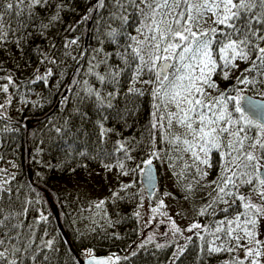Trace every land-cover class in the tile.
<instances>
[{
  "label": "snow or ice",
  "instance_id": "obj_1",
  "mask_svg": "<svg viewBox=\"0 0 264 264\" xmlns=\"http://www.w3.org/2000/svg\"><path fill=\"white\" fill-rule=\"evenodd\" d=\"M51 5L52 0H0V46L14 43L22 50L32 35L27 29L37 15L34 9ZM64 7L57 3L48 22L41 19L34 30L46 36V31L61 19ZM105 8L109 10L108 22L101 21L104 30L97 33L99 47L92 50L88 69L99 87L85 80L81 100H93L97 110L94 123L103 144L112 133L122 135L105 126L109 119L106 113L116 107L117 98L124 96V109L117 110V116L126 123L127 116L138 111L137 99L150 96V117L140 138L117 139L111 152L104 151L102 166L107 171L118 169L121 176L143 174L141 191L155 200L150 207L152 216L142 227H148L157 215L171 221L169 231L163 233L165 242H156L157 234L150 233L136 244L130 256L153 243L157 249L175 245L170 259L171 264H177L194 245L198 249L197 264L201 260L207 264V258L221 254H227V259L220 264H264V0H97L88 12ZM25 15L26 20L22 19ZM82 19L87 21L89 15ZM130 25L135 34L128 31ZM77 44L78 38L66 41L64 47L67 50ZM105 44L112 51H107ZM45 62L57 63L47 54L40 61ZM241 63L248 67L240 70ZM101 68L103 71L98 70ZM234 71L239 72L235 82L221 90L213 77L229 80ZM52 75L51 68L43 73L38 68L28 83L42 81L47 86ZM125 76L127 89L122 92ZM0 81H7L0 83V93L4 94L0 103V120L5 121L0 127L2 135L19 131L6 117L14 96H19L25 106L31 102L36 107L37 102L26 98L11 74L0 76ZM10 88L15 91L10 92ZM62 99L67 101L68 97ZM74 111L87 119V113L79 108ZM55 131L62 134L64 129L56 127ZM140 145L144 156L135 167H129L127 162L136 160L132 153ZM40 151L37 149L35 155ZM79 155L88 153L81 151ZM155 161L167 165L185 199H191L198 188L211 189L207 202L196 209L197 217H212L208 223L194 220L182 230L172 221L164 211V198L175 197L171 192H158L153 176ZM9 163L16 167L14 162ZM44 166L54 167L51 163ZM214 167L216 177L208 180ZM14 179L15 173L0 168V264H51L49 250H53L54 240L45 239L47 229L37 239L39 225L47 224L49 218L41 213L25 225L33 201L25 200L19 209L14 207ZM132 187L131 183L121 184L112 192V201L125 199ZM131 195L135 198V194ZM104 204L100 200L94 207L103 210ZM143 206L141 200L137 208ZM134 215L143 219L139 210ZM108 224L111 227L114 222L109 220ZM182 232L193 235L184 236L185 242L179 244L177 234ZM84 255V264H119L121 259H130L128 255L121 258L115 254L98 259L92 249L85 250Z\"/></svg>",
  "mask_w": 264,
  "mask_h": 264
},
{
  "label": "trees",
  "instance_id": "obj_2",
  "mask_svg": "<svg viewBox=\"0 0 264 264\" xmlns=\"http://www.w3.org/2000/svg\"><path fill=\"white\" fill-rule=\"evenodd\" d=\"M95 2L97 0H52L51 7L34 9L37 15L34 17L33 26L27 29L32 35L23 44L22 50L14 43L0 46V68L3 69L0 71V76L11 74L15 82L21 86L20 91L26 95V98L37 102L36 107H33L31 102L25 106L20 103L19 96L13 97L11 106L7 108L6 117L12 127L19 131L0 135V157H2L0 168L6 167L8 172L15 173V179L11 181L14 207L19 209L25 200L33 201L25 225L38 218L41 213L48 216L49 222L41 223L38 227L37 239L47 229L49 235L45 239L54 240V248L49 250L51 264H77L78 259L85 258L84 252L87 249H92L96 256L115 254L123 258L126 255L130 256L131 251L140 242L139 218L134 215L135 211H142L143 207L137 208L141 200L146 203L145 194L141 191L140 173L118 175V169L107 171L102 166V160L104 151L111 152L117 139L132 136L137 140L140 138L143 126L150 117L151 98L148 95L138 98L136 101L138 111L134 115L129 114L125 123L117 116V110L123 111L125 106L124 96L120 95L114 102L116 107L106 113L109 119L105 126L114 128L122 135L118 137L112 133L107 142L100 143L99 130L94 123L97 119L96 106L93 100H81L84 96L82 88L85 80L99 87L95 77L88 75L89 59L93 55L92 50L99 47L97 33L104 30L101 21L108 22L109 10L105 8L89 14L88 10ZM57 3L65 5L60 14L61 19L46 31V36H41L34 30V26L38 25L41 19L47 23ZM85 15H89L87 21L82 19ZM22 19L26 20L27 15ZM11 20L12 26L15 27L16 17L13 15ZM88 23L89 27H87ZM128 31L135 34L131 25ZM76 38L78 44L71 45L66 50L64 47L66 41ZM104 47L107 51H112L110 45L105 44ZM82 52L83 57H81ZM44 54L55 58L57 63L41 64ZM80 58H82L81 62L75 68ZM241 67L243 70L248 65L241 63ZM38 68L41 73L46 68L52 69L53 75L48 78L47 86L42 81L35 84L28 83ZM98 70L103 71V68ZM73 80L79 83L74 84ZM224 81V89L233 84L232 78ZM126 89L125 76L122 79L121 91L124 92ZM9 91L15 90L10 88ZM248 94L259 98L254 93ZM63 96L68 97L67 101L62 99ZM3 100L4 94L0 93V103ZM76 108L87 113V119L75 114ZM4 123V120H0V127ZM56 127H63V133L57 134ZM37 149L41 150L38 156L35 155ZM81 151L87 152L88 155L81 157L79 155ZM132 155L136 160L128 161L129 167H135L144 156L143 145H140ZM10 161L14 162L16 167H13ZM49 163L54 167L44 166ZM56 165L60 167H55ZM216 174L217 169L214 167L208 178H213ZM127 183L133 185L127 190L129 195L120 193L125 199L113 202L112 192L121 184ZM131 194H135V198ZM103 198L106 202V215L93 220L94 204ZM37 199L39 203H35ZM186 200L192 201L189 202L193 204L191 206L196 212V209L207 202L208 196L193 194L191 199ZM7 201L5 195V205ZM211 219V216H196V221L201 224L208 223ZM109 220L114 222L111 227L108 224ZM155 239L156 242L163 243L166 238L159 236ZM173 250L174 245L157 249L154 243L149 244L145 249L139 250L136 256H130L129 260L121 259L119 264H171ZM197 252L198 249L190 245L177 264H197ZM40 259L42 260L43 257L41 256ZM224 259H227V254L216 255L207 258V264H220ZM26 264L31 262L28 261ZM200 264H204V261L201 260Z\"/></svg>",
  "mask_w": 264,
  "mask_h": 264
},
{
  "label": "rangeland",
  "instance_id": "obj_3",
  "mask_svg": "<svg viewBox=\"0 0 264 264\" xmlns=\"http://www.w3.org/2000/svg\"><path fill=\"white\" fill-rule=\"evenodd\" d=\"M240 70H242L241 64H240ZM239 75V72H233L231 78L232 82H235V77ZM214 80L219 84V87L221 90L224 89L223 84L224 80L221 79L219 75L213 77ZM155 169L157 172V175L159 176L158 183H157V189L159 193L163 192H171L173 193L172 197L164 198L165 199V209L164 211H167L169 216L172 218V221H174L180 229H186L194 220H196V212L193 211V205L191 200H186L184 193L179 189L177 186V182L175 177H173L171 171L168 170V167L166 164H161L159 161H155ZM6 169V167H4ZM179 171V169H177ZM216 177V176H215ZM213 178H207L208 180L214 179ZM211 191L210 188H203V189H197L194 194L200 195L201 197H206L207 193ZM145 194V193H144ZM163 198V197H162ZM99 199L97 202H99ZM154 200L155 197L150 198L149 201H146L144 204L141 214L143 216V219H139V241L141 242L145 238H147L148 234L153 233L157 234L156 237L163 236V233L169 231V224L171 221L168 220L167 217L163 216H156L155 219L151 221V223L148 225V227L144 228L142 225L145 221L149 220V217L152 216V213L150 212V207L154 206ZM105 201V200H104ZM190 201V202H189ZM103 210L93 208L92 209V219L98 220L100 217H102L106 213V202L102 206ZM177 213H180L179 215ZM161 221H164L161 223ZM192 235V233L182 232L177 234V241L179 244H183L184 236ZM264 238V237H262ZM175 246V245H174Z\"/></svg>",
  "mask_w": 264,
  "mask_h": 264
},
{
  "label": "water",
  "instance_id": "obj_4",
  "mask_svg": "<svg viewBox=\"0 0 264 264\" xmlns=\"http://www.w3.org/2000/svg\"><path fill=\"white\" fill-rule=\"evenodd\" d=\"M96 3V2H95ZM87 27H89V23H88V25H87ZM86 41H87V36L85 37V39H84V47H85V45H86ZM81 59L82 58H80L79 60H78V62H77V64H76V66H75V68L78 66V64L81 62ZM75 68H74V70L73 71H75ZM255 99H259V98H256V97H254ZM153 176L155 177V179H156V184L158 183V180H157V174H156V169L154 168V170H153ZM29 180H31V177L29 176ZM144 176H143V174L142 173H140V185H141V188L143 187V185H144ZM145 197H146V201H149L150 200V198L147 196V194L145 193ZM56 219H57V217H56ZM63 235H64V233H63ZM96 258H98V259H104V258H107L108 256H110V255H98V256H96V255H94ZM85 259H86V257L85 258H83V259H78L77 260V264H84V261H85Z\"/></svg>",
  "mask_w": 264,
  "mask_h": 264
},
{
  "label": "flooded vegetation",
  "instance_id": "obj_5",
  "mask_svg": "<svg viewBox=\"0 0 264 264\" xmlns=\"http://www.w3.org/2000/svg\"><path fill=\"white\" fill-rule=\"evenodd\" d=\"M184 242H185V241H184ZM184 242H183V243H184ZM174 248H175V246H174Z\"/></svg>",
  "mask_w": 264,
  "mask_h": 264
}]
</instances>
